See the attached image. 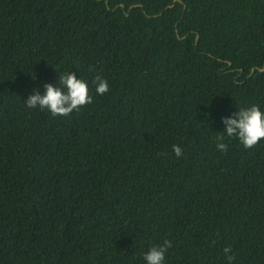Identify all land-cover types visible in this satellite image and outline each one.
<instances>
[{"label":"trees","instance_id":"1","mask_svg":"<svg viewBox=\"0 0 264 264\" xmlns=\"http://www.w3.org/2000/svg\"><path fill=\"white\" fill-rule=\"evenodd\" d=\"M64 69L90 104L25 106ZM251 102L264 0H0V264H264V138L215 146Z\"/></svg>","mask_w":264,"mask_h":264},{"label":"clouds","instance_id":"2","mask_svg":"<svg viewBox=\"0 0 264 264\" xmlns=\"http://www.w3.org/2000/svg\"><path fill=\"white\" fill-rule=\"evenodd\" d=\"M57 73L56 85L45 83L43 91L33 88L32 93L23 100L26 107L45 110L52 116H67L92 102L89 81L83 75H77L69 69ZM92 82L97 95L109 90L108 81L99 74L93 77ZM207 115L208 113H205L206 117ZM221 121L222 131L215 137V146L221 151L227 148L225 138H235L244 148H249L264 138V110L255 102L235 104V110L223 116ZM172 151L177 157L182 155L179 145H172ZM169 247L171 241L167 239L148 247L142 252L144 264H165V253ZM224 252L227 254L229 247H225ZM225 258L229 262L233 259L230 255Z\"/></svg>","mask_w":264,"mask_h":264},{"label":"water","instance_id":"3","mask_svg":"<svg viewBox=\"0 0 264 264\" xmlns=\"http://www.w3.org/2000/svg\"><path fill=\"white\" fill-rule=\"evenodd\" d=\"M173 6V4L170 5V7ZM262 69V68H261Z\"/></svg>","mask_w":264,"mask_h":264}]
</instances>
